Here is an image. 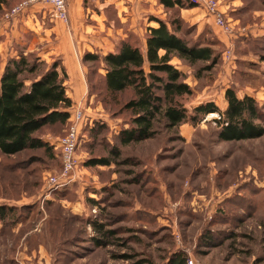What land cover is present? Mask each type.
Wrapping results in <instances>:
<instances>
[{"label": "rangeland", "instance_id": "obj_1", "mask_svg": "<svg viewBox=\"0 0 264 264\" xmlns=\"http://www.w3.org/2000/svg\"><path fill=\"white\" fill-rule=\"evenodd\" d=\"M31 1L0 2V20L15 30L0 77L17 53H34L49 64L58 60L52 52L66 34L62 44L73 47L86 76L82 109L88 120L76 177L63 187L48 184L61 173L57 155L0 151V206L14 209L0 222V264H168L174 256L194 264H264V136L221 141L214 122L220 117L210 114L177 129L159 122L154 139L120 145L118 135L131 118L123 106L132 93L109 95L104 64L84 60L87 53L115 52L125 40L144 50L147 28L158 26L155 19L182 20V11L167 10L159 0H80L75 30L90 33L78 40L72 25L54 19L43 0ZM241 1H220L234 25L231 39L206 21L202 8V22L182 20L180 35L212 48L217 64L171 63L193 91L181 101L189 114L207 101L225 111L226 91L233 89L239 98H256L264 126V0ZM102 39L107 42L101 45ZM65 130L46 128L39 136L56 144ZM100 158L111 164L87 165Z\"/></svg>", "mask_w": 264, "mask_h": 264}, {"label": "trees", "instance_id": "obj_2", "mask_svg": "<svg viewBox=\"0 0 264 264\" xmlns=\"http://www.w3.org/2000/svg\"><path fill=\"white\" fill-rule=\"evenodd\" d=\"M159 4L167 10L179 9L180 12L197 7L189 0H159ZM180 18L183 20L181 13ZM182 20L155 19L158 26L147 28L144 50L138 43L125 40L115 52L104 56L87 53L84 56L85 61L104 64L103 80L109 95L132 93L123 106L131 118L129 127L118 135L120 145L154 139L158 135L156 124L159 122L168 129H177L188 120L195 122L198 117L210 114L220 117L214 122L220 128L218 136L221 141L262 138L264 126L261 125L263 114L259 102L248 94L239 98L233 89L226 91L225 111L215 102L207 101L196 106L192 115L189 114L181 101L191 96L193 91L185 83L184 74L171 61L178 58L190 65L199 62L215 65L219 57L212 48L192 44L181 36ZM67 79L60 59L49 64L34 53L25 55L23 52L9 58L0 77V151L3 155L44 150L52 156L57 155L61 163L60 150L41 138L39 133L46 128L62 126L66 135L71 125L70 110L74 105L67 94ZM84 130L82 136L86 132ZM110 154L113 157L120 155L115 149ZM110 164L106 158L87 162L88 166ZM12 211V207L0 206V222L8 220ZM93 226L102 230L96 221H93ZM168 264H187V259L174 256Z\"/></svg>", "mask_w": 264, "mask_h": 264}, {"label": "built area", "instance_id": "obj_3", "mask_svg": "<svg viewBox=\"0 0 264 264\" xmlns=\"http://www.w3.org/2000/svg\"><path fill=\"white\" fill-rule=\"evenodd\" d=\"M44 3L51 7L54 19L68 23L69 21V8L68 0H43ZM191 3L195 4L197 7L202 8L207 17L211 18L214 25L219 28L223 35L233 38L234 25L225 15L222 10V5L219 0H189ZM35 0L31 1V3ZM28 3H24L12 10L11 15H16L24 9ZM10 15V14H9ZM87 117L82 109L78 107L71 114L70 122L71 125L68 128L66 135L61 138L56 144V148L60 150L61 157V173L59 175L50 176L48 180L49 185L65 186L74 180L80 161L77 157V150L80 145V140L82 139V131L86 126ZM187 264H194L193 260H188Z\"/></svg>", "mask_w": 264, "mask_h": 264}, {"label": "crops", "instance_id": "obj_4", "mask_svg": "<svg viewBox=\"0 0 264 264\" xmlns=\"http://www.w3.org/2000/svg\"><path fill=\"white\" fill-rule=\"evenodd\" d=\"M79 1L80 0H68L69 2V21L68 23H64L63 21L61 22L66 24L67 26L71 24L72 25L71 32L72 31L73 33L75 32L74 33L75 38H77L78 40L79 39L81 40V39H84L85 37L88 38L87 34L90 33V30H86V29L83 31L78 30V32L80 33H76L77 32L75 30L76 24H74V22L76 19L75 15L78 12ZM219 1L222 2L226 0H219ZM228 2L235 3V0L234 1L228 0ZM239 2L240 4L242 3L241 0H239ZM199 9L201 8L195 7L193 9L182 10V13H181L182 18H184L185 20H188L189 22H193L195 24L196 22L199 23V21L202 22L204 19L202 20V17H203L202 14H198ZM204 14L206 15V13ZM257 14H260V13H257ZM57 21H60V20H57ZM206 21H208L209 23L210 22L212 23L211 18H207ZM203 23H205V21ZM212 24H214V22ZM12 27H11V23L10 22L6 23L5 19L0 20V56L2 60H4V58L7 57L9 53L13 52L12 44L14 40L15 30L11 31ZM59 27H61L60 24H59ZM217 30L221 32L219 28H217ZM64 38H67L66 34H64ZM64 38L62 35L60 36V39H61L60 44L58 45V48L54 47L52 53L55 54L58 57V59L62 61V66L65 68L67 72V75H68V79L66 81L67 94L72 99L73 104H74L70 111L71 113H73V111H75V109H77L78 107H83V105L87 104L86 95L88 92V86L86 82L85 73L82 70V67L78 61V58L76 57V52H74V49L72 51L73 47L67 42L64 43V46H63L62 41ZM104 42H107L106 39H102V41L99 44L102 45L104 44ZM83 45L87 46V44L86 45L83 44V40H82L81 46Z\"/></svg>", "mask_w": 264, "mask_h": 264}]
</instances>
